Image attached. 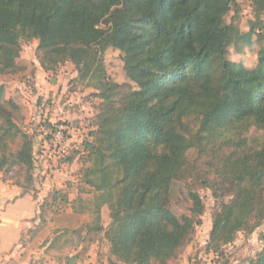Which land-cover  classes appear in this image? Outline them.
I'll return each instance as SVG.
<instances>
[{
	"label": "trees",
	"instance_id": "obj_1",
	"mask_svg": "<svg viewBox=\"0 0 264 264\" xmlns=\"http://www.w3.org/2000/svg\"><path fill=\"white\" fill-rule=\"evenodd\" d=\"M229 4L0 0V75L17 73L22 43L38 41L44 70L72 63L80 82L107 88L91 133L95 142L85 143L92 163L85 176L98 192V220L102 206L109 205L106 237L123 264H167L202 225L206 207L192 189L189 215L172 209L175 186L199 179L196 160L189 159L193 151L233 195L213 218L208 252L219 253L252 223L264 221V138L248 136L252 129L264 132V59L248 68L228 58L232 45L264 35L256 32L258 25L244 34L228 24ZM109 48L121 53L135 84L127 94L106 77L103 55ZM19 112L1 86L0 173L15 170V184L30 191L34 142L18 125ZM203 184L211 186L210 179ZM60 195L54 194V204ZM250 264H264V252Z\"/></svg>",
	"mask_w": 264,
	"mask_h": 264
},
{
	"label": "rangeland",
	"instance_id": "obj_2",
	"mask_svg": "<svg viewBox=\"0 0 264 264\" xmlns=\"http://www.w3.org/2000/svg\"><path fill=\"white\" fill-rule=\"evenodd\" d=\"M229 2L230 11L226 17L228 24H233L244 34L249 33L253 25H258L256 32L264 35L263 3L254 0ZM38 47V41L22 43L18 59L19 71L13 75H0V87H4L6 98L14 100L20 107L18 125L34 142V185L30 191L46 188L47 197L41 200L44 217H50V214L57 217L71 210L75 217L87 221L79 231L83 232V228H86L90 233V240L94 243L92 254H99V260L103 262L101 264H123L112 254L111 244L106 237L112 223L109 205L102 206L101 218L98 220V192L85 176L92 167L85 143L95 142L91 133L97 130V117L104 104L102 95L107 88L96 84L87 86L86 82H80L78 70L72 63L61 65L55 71L44 70ZM103 58L111 87L120 86L116 91L121 94L135 89V84L128 79L119 51L109 48ZM228 58L235 64L254 67L264 59V40L254 34L250 42L232 45ZM57 129H61L65 136L63 140L52 143L51 134ZM248 134L250 138H259V141L264 138V132L256 129ZM69 158L73 160L69 161ZM189 159L196 160L200 169L199 179L190 177L188 181L175 186L172 209L177 216L189 215L188 188L202 197L206 209L202 225L197 228L190 243L167 264H250L264 252V221L252 223L238 234L234 243L224 246L219 253L208 252L213 218L220 204L228 203L233 195L227 184L206 172L205 157L193 151ZM0 175L4 182L16 185L18 176L15 170ZM205 178L210 179L211 186H204ZM91 179L99 182L95 177ZM56 192L61 195L54 204L53 196ZM98 225L104 230L98 232L94 229Z\"/></svg>",
	"mask_w": 264,
	"mask_h": 264
},
{
	"label": "crops",
	"instance_id": "obj_3",
	"mask_svg": "<svg viewBox=\"0 0 264 264\" xmlns=\"http://www.w3.org/2000/svg\"><path fill=\"white\" fill-rule=\"evenodd\" d=\"M44 189L25 191L0 175V264H101L84 222L71 212L44 217ZM77 231V232H76Z\"/></svg>",
	"mask_w": 264,
	"mask_h": 264
},
{
	"label": "built area",
	"instance_id": "obj_4",
	"mask_svg": "<svg viewBox=\"0 0 264 264\" xmlns=\"http://www.w3.org/2000/svg\"><path fill=\"white\" fill-rule=\"evenodd\" d=\"M64 133L61 129H57L55 130V132L53 131V133L51 134V142L53 143L54 141H61L63 140V137H64ZM63 149V148H62Z\"/></svg>",
	"mask_w": 264,
	"mask_h": 264
}]
</instances>
